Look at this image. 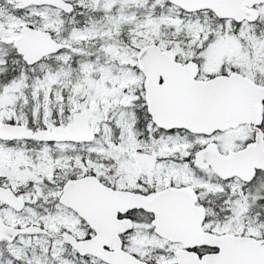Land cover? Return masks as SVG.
I'll return each instance as SVG.
<instances>
[{
  "label": "snow or ice",
  "instance_id": "6c2138e0",
  "mask_svg": "<svg viewBox=\"0 0 264 264\" xmlns=\"http://www.w3.org/2000/svg\"><path fill=\"white\" fill-rule=\"evenodd\" d=\"M0 264H264V0H0Z\"/></svg>",
  "mask_w": 264,
  "mask_h": 264
}]
</instances>
